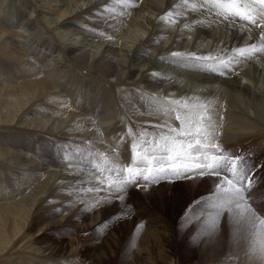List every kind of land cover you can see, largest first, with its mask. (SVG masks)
<instances>
[{
	"label": "bare ground",
	"instance_id": "obj_1",
	"mask_svg": "<svg viewBox=\"0 0 264 264\" xmlns=\"http://www.w3.org/2000/svg\"><path fill=\"white\" fill-rule=\"evenodd\" d=\"M179 3L136 0L125 9L114 0H0V264H60L57 256L64 260L63 254L73 250L70 242L69 250L47 244L25 253L20 249L27 242L17 246L33 223L56 227L86 220L77 213L67 216L76 203L70 194L75 190L67 185L87 181L88 174L69 169L59 155L67 149L75 156L77 146L85 153L97 151L103 144L109 155L118 149L121 161L130 162L129 145L119 144L118 134L129 125L139 131L161 122L146 114L149 105L155 107L151 97L213 100L218 121L223 117L217 128L223 148L231 155L250 149L264 157L262 59L252 61L253 74L240 73L239 64L238 76L228 77L172 65V51L208 54L246 39V32L200 12H189L175 23L186 32L153 29ZM73 18L85 33L72 30ZM197 21L203 24L185 26ZM254 101L258 112L251 109ZM89 140L94 142L87 144ZM33 180H39L35 187ZM67 188L70 197L63 195ZM75 251L73 264H113L105 250L93 262Z\"/></svg>",
	"mask_w": 264,
	"mask_h": 264
},
{
	"label": "snow or ice",
	"instance_id": "obj_2",
	"mask_svg": "<svg viewBox=\"0 0 264 264\" xmlns=\"http://www.w3.org/2000/svg\"><path fill=\"white\" fill-rule=\"evenodd\" d=\"M114 2L128 9L136 0H132L131 4L130 0ZM189 12H200L210 21L239 28L241 33L246 32V39L241 45H225L219 51L208 54L172 51L169 61L172 65L228 77L236 71L237 65L264 58V0H180L161 19L178 23ZM98 14L101 22L107 20L103 11ZM202 24L203 21H197L185 26ZM156 75L152 74L153 77ZM150 99L155 107L149 105L146 114L159 117L161 122L149 124L139 131H134L129 125L125 132L118 134V143L129 145L130 162H118V149H114L117 155L111 156L105 151L91 149L85 153L77 146L75 156L64 155L62 160L69 169L75 171L79 168L86 172L88 179L74 181L69 187L80 185L76 194L95 197L92 207L97 208L111 201H125L132 187L148 191L162 182L213 179V189L194 202L215 210L210 222L205 225L206 230L211 234L219 227V218L225 216L239 226L238 230L249 233L253 238L250 245L252 254L258 253L264 261V215L259 214L247 195L257 183L256 169L246 156L231 155L219 142L221 134L217 128L223 117L220 116L218 121L213 100L200 97ZM149 127L155 131L149 132ZM93 142L86 141L87 144ZM85 163L90 167H86ZM85 183L87 186H84ZM100 193L105 195H98ZM194 211L195 208L190 206L186 214ZM127 215L121 210L110 218L119 221ZM137 227L142 228V225Z\"/></svg>",
	"mask_w": 264,
	"mask_h": 264
},
{
	"label": "rangeland",
	"instance_id": "obj_3",
	"mask_svg": "<svg viewBox=\"0 0 264 264\" xmlns=\"http://www.w3.org/2000/svg\"><path fill=\"white\" fill-rule=\"evenodd\" d=\"M109 6H114L117 9L115 4ZM194 14L198 16L200 13L194 12ZM73 19L76 24L73 25L72 30L76 29L80 33H85L86 31L83 32L80 29L81 25H77L78 20ZM144 21L146 23V20ZM148 24L149 22L145 25ZM154 24L158 27L150 26L149 28H160V30L163 28L165 31L172 29L175 35L181 31H187L185 27L177 29L176 24L168 20L160 19ZM66 38L78 41L73 36ZM252 61L255 63L256 60ZM252 61L241 63L239 72L244 74L247 71V73L253 74L251 67L254 64ZM262 61L258 62L259 67H262L260 64L264 63V58ZM233 73L231 75L236 74ZM236 76L238 75L236 74ZM254 104L255 101L251 103L253 105L251 109L258 112L260 109ZM255 107L257 110L254 109ZM96 148L97 151H108L103 144L97 145ZM73 153L76 154L77 151ZM252 153L253 151L249 149L239 155L246 156L248 162L256 169L255 180L257 183L247 195L249 202L253 204L259 214L264 215V157L262 155L254 156ZM69 154V150L64 149L59 156L63 157ZM112 154L117 155L111 151ZM118 162L124 164L121 159ZM85 165L90 167V165ZM38 181L33 180L32 182L35 183L32 184V187H35ZM214 183L213 179L201 180L197 178L193 181L162 182L158 186L150 187L148 191L132 187L128 191L125 201H111L107 205L97 208L92 207L95 197L90 198L85 193L77 195L76 190L80 186L74 185L72 189L75 191L70 192L69 188L63 190V195L70 197V192L76 201L73 207H70L67 216L77 213L82 221L86 218L83 224L80 219L69 221L68 225L64 222L65 224L56 227H48L45 225L46 223L36 222L32 224V228L17 246L22 242H27L20 251L28 253L31 248H40L47 244L68 248L70 242L73 250H80V255H89L87 259L90 258L92 262L97 259L99 251H107L113 264H264L258 253L253 255L251 252L252 237L249 233L238 230L239 226L226 219L225 216L219 218V227L211 234L206 230L205 225L210 222L215 210L204 204L195 205L194 202L208 194L213 189ZM79 200L83 201L80 203ZM190 206L194 207L195 211L186 214V210ZM121 210L127 212L128 215L119 221L110 218ZM102 221H106V224H102ZM88 225L90 226L88 227ZM138 225H142V228H138ZM73 250L68 254H63L64 260L57 259L58 256L55 260L61 261L60 264H73L72 259L75 260L76 257L72 258V256L77 253V251L72 252ZM112 251L115 253L113 254ZM22 257L24 258V256Z\"/></svg>",
	"mask_w": 264,
	"mask_h": 264
}]
</instances>
